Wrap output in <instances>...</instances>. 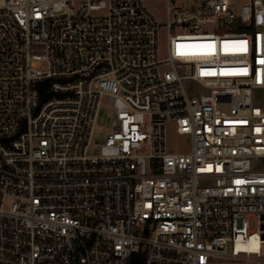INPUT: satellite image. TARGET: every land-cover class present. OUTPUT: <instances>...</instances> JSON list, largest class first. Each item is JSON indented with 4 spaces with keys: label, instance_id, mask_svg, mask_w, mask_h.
<instances>
[{
    "label": "built area",
    "instance_id": "1",
    "mask_svg": "<svg viewBox=\"0 0 264 264\" xmlns=\"http://www.w3.org/2000/svg\"><path fill=\"white\" fill-rule=\"evenodd\" d=\"M147 1L0 0V264H264V0Z\"/></svg>",
    "mask_w": 264,
    "mask_h": 264
},
{
    "label": "rangeland",
    "instance_id": "2",
    "mask_svg": "<svg viewBox=\"0 0 264 264\" xmlns=\"http://www.w3.org/2000/svg\"><path fill=\"white\" fill-rule=\"evenodd\" d=\"M147 8L152 12V14L158 19V21L162 24V29L160 31V50L162 58L167 56V4L162 0H150L146 2ZM175 8V4H174ZM184 88L187 93L191 96L199 95L201 93H205V90L201 89L195 82L186 80L184 82ZM114 111L109 109L108 99L104 100L103 108L100 115V120L98 123V132L95 135V142L105 143L108 135L111 132V127L116 123L113 117ZM168 147L170 151L173 152H183L189 147V142L181 138L177 135L174 127L172 125L169 126L168 131ZM251 229L255 230L257 228V221L251 220Z\"/></svg>",
    "mask_w": 264,
    "mask_h": 264
},
{
    "label": "trees",
    "instance_id": "3",
    "mask_svg": "<svg viewBox=\"0 0 264 264\" xmlns=\"http://www.w3.org/2000/svg\"><path fill=\"white\" fill-rule=\"evenodd\" d=\"M52 82H53L52 80H47L41 85L40 91L43 100H47L48 98L51 97L52 94L50 93V90H51Z\"/></svg>",
    "mask_w": 264,
    "mask_h": 264
}]
</instances>
